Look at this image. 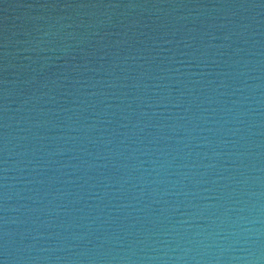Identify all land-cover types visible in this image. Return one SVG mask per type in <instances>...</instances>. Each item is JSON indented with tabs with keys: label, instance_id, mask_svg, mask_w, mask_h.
<instances>
[{
	"label": "water",
	"instance_id": "obj_1",
	"mask_svg": "<svg viewBox=\"0 0 264 264\" xmlns=\"http://www.w3.org/2000/svg\"><path fill=\"white\" fill-rule=\"evenodd\" d=\"M0 264H264V0H0Z\"/></svg>",
	"mask_w": 264,
	"mask_h": 264
}]
</instances>
